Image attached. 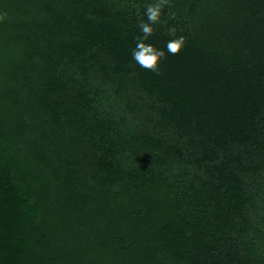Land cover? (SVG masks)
I'll return each mask as SVG.
<instances>
[{
	"label": "trees",
	"instance_id": "trees-1",
	"mask_svg": "<svg viewBox=\"0 0 264 264\" xmlns=\"http://www.w3.org/2000/svg\"><path fill=\"white\" fill-rule=\"evenodd\" d=\"M154 3L0 0V264H264V0H169L158 71Z\"/></svg>",
	"mask_w": 264,
	"mask_h": 264
},
{
	"label": "clouds",
	"instance_id": "clouds-1",
	"mask_svg": "<svg viewBox=\"0 0 264 264\" xmlns=\"http://www.w3.org/2000/svg\"><path fill=\"white\" fill-rule=\"evenodd\" d=\"M168 2L169 0H156V3L149 5L145 13L148 18V23L141 21L139 24L143 36L137 38L138 42L132 53V58L140 67L151 71H158L161 60L166 58L165 52L163 49H158L151 44H146L144 41L153 35L154 28L152 25L159 23L162 8ZM6 18L7 13L0 14V21ZM170 33L175 35V30L171 29ZM186 43V38L183 36L169 40L166 45L167 52L172 55H177L181 49L186 46Z\"/></svg>",
	"mask_w": 264,
	"mask_h": 264
}]
</instances>
